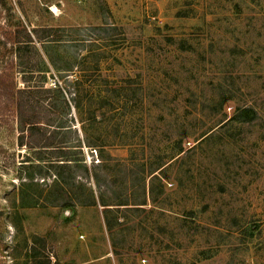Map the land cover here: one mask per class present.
Masks as SVG:
<instances>
[{
  "label": "rangeland",
  "instance_id": "374dc122",
  "mask_svg": "<svg viewBox=\"0 0 264 264\" xmlns=\"http://www.w3.org/2000/svg\"><path fill=\"white\" fill-rule=\"evenodd\" d=\"M0 264H264V0H0Z\"/></svg>",
  "mask_w": 264,
  "mask_h": 264
},
{
  "label": "trees",
  "instance_id": "16d2710c",
  "mask_svg": "<svg viewBox=\"0 0 264 264\" xmlns=\"http://www.w3.org/2000/svg\"><path fill=\"white\" fill-rule=\"evenodd\" d=\"M46 29V28H45ZM43 30V29H41ZM41 30L36 29L34 33L39 35ZM48 32L49 30H43V32ZM41 38V36H39ZM80 81V78L77 79V82ZM81 83V82H80ZM56 87H59L57 84ZM53 88L41 86V87H32L30 85L17 88L16 90H10L7 94L8 101L15 103V110L18 116V119L22 127H27L32 134L38 132L40 127H42V120L46 117L45 115L49 112L50 102H45L46 97L45 93L52 92ZM54 145L57 151H64L65 148L59 145V143L49 142L47 146ZM63 157V156H60ZM65 161L64 159H58ZM68 163L63 162L58 165H67ZM61 180H58V184H62Z\"/></svg>",
  "mask_w": 264,
  "mask_h": 264
}]
</instances>
